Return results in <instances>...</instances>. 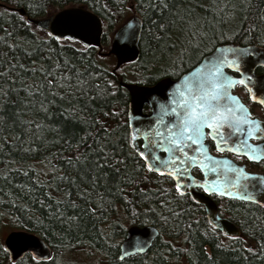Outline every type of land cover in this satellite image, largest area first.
Masks as SVG:
<instances>
[{
	"label": "trees",
	"instance_id": "16d2710c",
	"mask_svg": "<svg viewBox=\"0 0 264 264\" xmlns=\"http://www.w3.org/2000/svg\"><path fill=\"white\" fill-rule=\"evenodd\" d=\"M164 2L167 8L161 0H0V233L28 231L52 253L45 262L26 255L12 263L0 234V264H83L73 259L77 250L98 264H264V209L235 203L239 237L211 227L132 149L129 96L118 85V76L151 85L159 66L172 76L173 58L192 55L195 63L219 43L264 48V0ZM67 7L101 20L104 51L108 35L138 17V58L115 76L96 48L58 43L8 9L42 19ZM132 225L152 226L158 236L144 254L119 260Z\"/></svg>",
	"mask_w": 264,
	"mask_h": 264
},
{
	"label": "water",
	"instance_id": "95a60500",
	"mask_svg": "<svg viewBox=\"0 0 264 264\" xmlns=\"http://www.w3.org/2000/svg\"><path fill=\"white\" fill-rule=\"evenodd\" d=\"M0 7H5V6L0 3ZM8 9L15 10L21 16H25L28 23L33 24L41 31H44L47 34L49 32H53L55 35L61 34L60 30L56 29V24L59 20L67 17L86 18L91 23L90 29L87 30L83 28L65 29L63 30V35L67 37H71L68 40L79 42L84 47L97 48L98 54L100 56H110V55L114 56L115 66L111 71L112 74L117 75V70L120 68L121 65L125 63L133 62L138 58L139 55L138 44L142 29V22L137 17L130 18L127 22L122 24L115 31L111 39V43L108 51L103 53L102 44H101V38L103 33L102 23L101 20L89 10L79 7H69V8H63L57 11L56 13L47 16L45 18L35 19L33 17L26 16V11L23 8H17V9L8 8ZM127 25H131V28L127 27ZM125 33H127V36L124 35ZM221 47H231L241 50L244 49L252 50L253 54L246 58L242 66V73L234 72L231 69H228L227 67L224 69V71L233 81H239L240 79H244L245 81L244 86L249 92L251 99L254 102L260 104L264 108V103H261V101L264 100V89L260 88L259 90H257L254 88L257 85H260L261 87L264 84V76L259 77L254 74V70L257 67H264V49L257 45L239 46L231 43L220 44L216 46L214 49ZM213 50L208 54H206L205 56H203L200 62L194 68L187 71L176 81H173L170 78H163L158 80L156 83H154L151 86H144L133 83H126L119 78L118 80L119 87L125 89L129 96L128 109H127V123L130 132L131 146L134 152L140 158H141L140 153L145 150L143 147L144 145L152 144L153 141L160 139L159 137L155 136L156 131H160L165 136L167 135L163 127V124L160 122V120L162 119L163 123H167L169 120L174 119V117L172 116H163L161 111L162 106L168 103L169 94L174 92L176 85L182 82L183 77L189 74H193L197 68H203V66L207 64V60L205 58L212 56ZM232 73H235L237 75L234 76ZM236 84H240V83L238 82L234 83V85L229 90L230 94L232 97L237 98L239 104H241L245 109H247L246 106L238 98V96L232 94V90ZM144 106L148 108L149 110L148 113L142 112ZM247 112L249 113L248 109ZM150 125L152 126L151 128L149 127ZM136 129H141V134L137 138L133 139V136H135L136 133ZM209 137L211 140H213L211 136ZM139 139L143 140L142 146L138 144ZM217 142L218 141H214L215 145ZM205 145L207 146V144ZM188 151L192 156L198 155V153H196L194 150V146L190 147ZM161 153H163V155H161ZM159 155L163 157L166 156L167 154L164 153L163 151H159ZM208 155H210L209 152ZM238 155H244V154L243 152H241V154ZM142 160L145 163V160L144 159ZM252 161H256V160H252ZM192 167L193 166L189 165L188 172L186 173V176L191 178L190 180H193V178L191 175H187V174L190 172ZM195 167H198L201 170L202 165ZM229 168H237L244 170L243 167L235 166L231 162L221 161L219 168L220 176L209 173L207 169H203L201 170L204 174L202 181H198L191 186L187 184L186 179L180 181V183H182L183 185L182 190L184 191V193L187 192L191 196L194 202L204 206L206 210L207 219L215 229L219 230L220 232L226 235L237 236L239 234L238 228L229 220L219 217L217 214L216 206L213 203V201L208 196L204 195L202 192L196 189L197 186L201 187V185H207L210 189L213 190L212 193L218 196H222L224 198L235 199V200H240L239 196L243 194V191H248L255 198V202L252 203L264 206V177L258 174L247 173L248 175H250L251 177H255L256 179L250 182L241 181V183H250L254 185V187H248L246 189L231 188L226 183H224L220 178L221 176L224 175H228V176L232 175L231 172H228ZM165 171H167V169H165ZM167 177L171 178L170 176ZM172 181L174 182V188H175V184L177 183V181L173 179ZM213 181H215V183H213ZM188 186H189L188 191H185ZM201 188L204 191L203 187ZM217 188L219 189L218 191H216ZM245 202H251V201H245ZM157 235H158L157 229L152 226H137V225L130 226L126 231L125 237L123 239V243L121 245V257L131 256L133 254L145 253L147 249L150 247L152 241L157 237ZM138 247H143V251H139ZM3 248L6 249L10 261L12 263H16L26 255H30L33 259L34 257H37L34 260L38 262L46 261L49 258V248L47 247V245L34 234L24 230H13L7 233V235L3 240ZM125 252H127L128 254L125 255Z\"/></svg>",
	"mask_w": 264,
	"mask_h": 264
},
{
	"label": "snow or ice",
	"instance_id": "6c2138e0",
	"mask_svg": "<svg viewBox=\"0 0 264 264\" xmlns=\"http://www.w3.org/2000/svg\"><path fill=\"white\" fill-rule=\"evenodd\" d=\"M161 4L163 8L168 7L164 0H161ZM152 6L155 7V5ZM127 27L131 28V25ZM161 27L164 26L161 25ZM74 28L87 30L91 28V23L86 18L67 17L56 24V29L61 32L60 35H55L53 32H49L48 35L50 39H55L59 43L60 40L71 38L64 36L63 30ZM124 35L127 36V33ZM252 54V50L249 49L241 50L231 47L214 49L212 56L205 58L207 64L203 68H197L193 74L183 77L182 82L176 85L174 92L169 94L168 103L162 106L163 116L174 117L167 123L160 120L167 135L156 131L155 136L160 139L153 141L152 144L144 145L145 150L140 153V156L145 160V167L149 172H156L161 176L167 175L177 181L175 184L177 195L181 197L185 195L180 181L191 179L186 176L189 165L193 167L202 165L201 170L207 169L209 173L220 176V162L208 155L207 146L203 143L206 136H211L213 141H218L217 152L225 150L236 154L243 152L249 160L256 161L264 158V144L248 143L252 139L264 140V125H261L258 120L250 119L247 109L239 104L238 99L232 97L229 91L234 83L244 85L245 81L244 79L233 81L224 71L227 67L234 72L242 73L246 58ZM0 75L3 74L0 73ZM62 79H68V77ZM261 103H264V100ZM44 110L47 111V109ZM205 129L209 131L206 133ZM140 134L141 129H136L133 139ZM192 146L198 153L197 156H192L188 151ZM159 151L167 155L162 157ZM77 160L79 161V157ZM228 172L232 175H224L220 178L229 187L235 189L254 187L250 183H241V181L250 182L256 179L245 173L243 169L229 168ZM201 187L206 193L211 194L213 191L207 185H201ZM218 190L217 188L216 191ZM239 199L255 202L254 196L248 191H243ZM162 219L166 218L162 217ZM138 250L143 251V247H138ZM127 254L125 252V255Z\"/></svg>",
	"mask_w": 264,
	"mask_h": 264
},
{
	"label": "flooded vegetation",
	"instance_id": "af4514ba",
	"mask_svg": "<svg viewBox=\"0 0 264 264\" xmlns=\"http://www.w3.org/2000/svg\"><path fill=\"white\" fill-rule=\"evenodd\" d=\"M220 44H223V43H219V44L215 45L209 52H211L216 46H218ZM249 45H252V44H249ZM253 45H255V44H253ZM244 46H247V45H244ZM257 46H259V45H257ZM201 59H202V57L197 62H195L194 64L189 66V68L187 70H183L180 73L172 74V76L159 77L158 80L163 79V78H170L171 80L176 81L183 74H185L187 71H189L192 68H194L200 62ZM232 74L234 76L237 75L235 73H232ZM254 74L256 76H259V77L264 76V67H257L254 70ZM158 80H156L154 83H156ZM131 83H136V82L135 81H131ZM136 84H138V83H136ZM153 84H151V85H153ZM139 85H141V84H139ZM151 85H144V86H151ZM254 88L257 89V90H259L260 88L264 89V84L261 87H260V85H257ZM232 94L238 96V98L241 100V102L246 106V108L248 109V111L250 113V116H249L250 119H253V120L256 119V120L260 121L261 125H264V108L260 104L254 102L251 99L250 94H249V92L247 91V89H246V87L244 85L236 84L234 86L233 90H232ZM142 112L143 113H148L149 110H148L147 107L144 106ZM207 132H208V129H206V133ZM248 142L250 144H252V145L264 144V140L252 139V140H249ZM204 143L207 144V146H208L209 154L212 157L216 158L218 161H220V162L221 161H223V162L224 161L225 162L226 161L227 162H231L235 166L243 167L246 173L258 174V175H262L264 177V158H261L258 161H252V160H249L245 155H238V154H235V153L229 152V151L217 152L216 151V145H215L214 141L210 139L209 136L205 137ZM138 144L140 146H142L143 140L139 139L138 140ZM161 155H163V153H161ZM150 174L151 175H158L155 172H150ZM187 175H191L192 178H193V180L186 179L187 184L189 186H191V185H193L194 183H196L198 181H202L204 174L198 167H192L190 172ZM168 179H170V178L168 177ZM170 181L172 182V185H173V188H174V182L172 181V179H170ZM189 186L186 188L185 191H188ZM196 189L198 191L202 192L204 195L208 196L213 201V203L216 206L217 214H218L219 217L229 220L237 228H239V224L234 219V215L237 213V211H236L237 207L235 206L236 205L235 203L245 202V201L224 198V197L218 196V195H216L214 193L207 194V193H205L202 190L201 187H198V186L196 187ZM185 196H187L193 203H195L196 205H198L200 207L201 212L204 214V218L206 219V221L211 226L210 222L207 219L206 210H205L204 206L194 202L193 199L191 198V196L187 192L185 193ZM245 203H250V204H252V206H255V207L260 208V209H264L263 205L255 204V203H252V202H245ZM222 236H224V235H222ZM224 237L228 238V239H231V238H235L237 236H233V237L224 236Z\"/></svg>",
	"mask_w": 264,
	"mask_h": 264
},
{
	"label": "rangeland",
	"instance_id": "374dc122",
	"mask_svg": "<svg viewBox=\"0 0 264 264\" xmlns=\"http://www.w3.org/2000/svg\"><path fill=\"white\" fill-rule=\"evenodd\" d=\"M104 30V28H103ZM111 38H112V34L108 35V40H109V43L111 42ZM108 43V44H109ZM108 46L105 47V50H107ZM179 55V54H178ZM189 55V54H188ZM194 56H189V58H185V59H182L181 56H179L178 58L175 57V59L173 58L172 60V63H170V71H171V75L172 74H176V73H180L182 72L183 70H185L186 68H188L189 66H191L194 62L192 61ZM177 58V59H176ZM104 60L105 63L107 64H110L111 66L114 65L115 63V60L113 57H105V58H102ZM191 62H193L191 64ZM167 61H162V65H166ZM167 67V66H166ZM125 68V67H124ZM163 72V67L160 68L159 66V70L157 71V75H159L160 77H163V75L161 74ZM128 79L131 81H135V79H133V77L131 76H128ZM8 231H5L3 230L0 234H1V238L2 240L4 239V237L6 236ZM77 253V254H75ZM73 253L74 257L73 259H77L78 261H81L83 264H98L96 262V260L98 261V259L96 258V256L94 255H89L88 253H86L85 251H82V250H77V252ZM54 264H56V262H54ZM59 264H66L64 263L63 261ZM71 264H73V261L71 262Z\"/></svg>",
	"mask_w": 264,
	"mask_h": 264
},
{
	"label": "bare ground",
	"instance_id": "6f19581e",
	"mask_svg": "<svg viewBox=\"0 0 264 264\" xmlns=\"http://www.w3.org/2000/svg\"><path fill=\"white\" fill-rule=\"evenodd\" d=\"M11 9H17V8H11ZM13 11H15V10H13ZM23 17H25V16H23ZM208 54V53H207ZM206 55V54H205ZM204 55V56H205ZM130 227V226H129ZM129 227H127L126 228V231H127V229L129 228ZM215 229V228H214ZM216 230V229H215ZM126 231H125V234H126ZM28 232V231H27ZM220 234H222V235H224V236H229V237H233V236H230V235H226V234H224V233H222V232H220V231H218ZM238 232H239V229H238ZM33 234V233H32ZM125 234H124V237H125ZM35 235V234H34ZM239 235H240V232H239V234L237 235V237H239ZM35 236H37V235H35ZM158 236V235H157ZM38 237V236H37ZM124 237L122 238V240H121V242L119 243V246H118V249H119V254H118V259L119 260H123V259H125V258H127V257H130V256H125V257H121V245H122V243H123V239H124ZM38 238H40V237H38ZM236 238V237H235ZM41 239V238H40ZM42 240V239H41ZM43 241V240H42ZM154 241V240H153ZM152 241V242H153ZM44 242V241H43ZM45 243V242H44ZM152 244V243H151ZM151 246V245H150ZM48 247V246H47ZM49 248V247H48ZM150 248V247H149ZM148 248V249H149ZM4 249V251H5V253H6V255H7V257H8V259H9V261H10V258H9V255H8V253H7V251H6V249L5 248H3ZM147 249V250H148ZM147 252V251H146ZM142 254H144V253H142ZM142 254H133V255H142ZM51 255H52V253H51V250H50V248H49V258L46 260V261H48L50 258H51ZM133 255H131V256H133ZM38 262V261H37ZM39 262H45V261H39Z\"/></svg>",
	"mask_w": 264,
	"mask_h": 264
}]
</instances>
